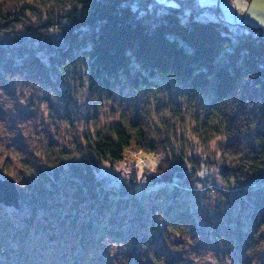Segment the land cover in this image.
Wrapping results in <instances>:
<instances>
[{
    "label": "trees",
    "instance_id": "obj_1",
    "mask_svg": "<svg viewBox=\"0 0 264 264\" xmlns=\"http://www.w3.org/2000/svg\"><path fill=\"white\" fill-rule=\"evenodd\" d=\"M174 2L0 0V113L12 102L40 111L45 95L71 114L84 96L92 122L77 130L67 116L66 145L26 152L17 178L29 213L0 221V247L19 242L40 264H197L212 249L264 264V33L230 25L219 4ZM128 91L170 96L155 117ZM137 152L159 158L140 178L122 169ZM111 173L130 177L117 193ZM210 185L214 198L199 194ZM144 186L156 187L149 212Z\"/></svg>",
    "mask_w": 264,
    "mask_h": 264
},
{
    "label": "rangeland",
    "instance_id": "obj_2",
    "mask_svg": "<svg viewBox=\"0 0 264 264\" xmlns=\"http://www.w3.org/2000/svg\"><path fill=\"white\" fill-rule=\"evenodd\" d=\"M158 4L175 6L176 3L174 0H155ZM202 7H209L215 4H219L222 10V18L224 21L229 23L232 26L237 25H246L251 28L261 29L264 33V23L261 22V19L254 16L252 13L255 12L260 14L264 12V0H199ZM245 4L243 5V2ZM238 8V12L236 8ZM214 15L211 13H206V19H212ZM129 92V91H128ZM127 92V93H128ZM158 91H153L148 94L146 97L144 94L146 92H129V103L134 107H139L148 110L153 116H157L156 111L157 107L161 105V101L167 98L169 99V94L166 92H159L164 94L157 93ZM43 102H40V111L31 110L26 105L23 109L26 114L18 113V107H14V102L10 105L4 107L5 110H10V113L2 115L0 113V178L1 179H10L16 182L18 186V170L20 167V161L25 157V154L28 150H44L49 143V139L55 140L58 145H66L72 135L73 127H76L77 130L86 128L88 125H91L90 114L88 113L87 101L84 96L70 100L68 104V111L66 113L65 108H60L59 113L55 114L50 110L47 101L45 103L46 96L42 95ZM166 98V99H165ZM171 100L174 102H179L183 107V110L188 112L187 115L188 121H193V112L188 111V103L185 99H179L175 93L171 97ZM64 107V105L62 106ZM57 108L58 107H54ZM186 108V109H185ZM1 112V111H0ZM31 115V116H29ZM71 115V116H70ZM71 117L74 122L70 124L71 120H67L66 117ZM190 148H195L194 142L190 144ZM211 149H216V146L213 144ZM130 158V157H129ZM159 158L157 156H152L144 154L142 152H137L133 155V160L131 159L129 163L122 164V169L126 170L127 173H133L137 171V176L140 178L145 169L153 170L158 163ZM120 170V168H118ZM215 171V170H214ZM215 173V172H214ZM211 173L210 181L211 183H217V180H214L215 174ZM107 175V173H105ZM200 175V173H199ZM105 176V175H104ZM102 176L101 178H103ZM110 179H113L109 182V187L112 189V193H117L121 190L123 183L128 182L129 174L122 176L121 178L116 179L113 173L108 174ZM127 180V181H126ZM219 186V184H218ZM222 188V186H221ZM19 189V187H18ZM141 190L142 195H140V205L145 207L146 211L149 212L154 206V202L151 200L152 194L156 192V187L144 186L138 187L137 190ZM208 189V190H206ZM203 192L199 194L206 193L211 190H215L213 185H210ZM210 189V190H209ZM21 194V192H19ZM217 195L216 192H212ZM131 194V193H130ZM130 194L127 196L129 197ZM22 196V194L20 195ZM27 213H29L28 205L23 202V198L20 200V208L15 210L11 207H5L0 205V221H7L12 219L13 221L24 224V219L26 218ZM40 210V214H42ZM34 239L35 243L38 244V250L35 252V256L40 255V244L42 240H45L44 236L40 234L38 229L34 230ZM224 247V246H222ZM6 248L7 250L16 249V252L6 253L3 256L1 249ZM232 249V248H231ZM23 250V246L18 242L13 245H4L0 247V264H40V258H34L30 256H24L20 254V251ZM219 253V254H218ZM239 253L236 255L238 257ZM204 260H197V264H227V259H233V253L230 251L226 256V260H223L221 252H217L215 249L207 250L202 254ZM190 258L194 259L192 253L189 255ZM4 261H3V259ZM215 259H219V262H216ZM235 260L232 262L228 261V264H235Z\"/></svg>",
    "mask_w": 264,
    "mask_h": 264
},
{
    "label": "water",
    "instance_id": "obj_3",
    "mask_svg": "<svg viewBox=\"0 0 264 264\" xmlns=\"http://www.w3.org/2000/svg\"><path fill=\"white\" fill-rule=\"evenodd\" d=\"M21 196L15 181L0 178V205L18 210Z\"/></svg>",
    "mask_w": 264,
    "mask_h": 264
},
{
    "label": "snow or ice",
    "instance_id": "obj_4",
    "mask_svg": "<svg viewBox=\"0 0 264 264\" xmlns=\"http://www.w3.org/2000/svg\"><path fill=\"white\" fill-rule=\"evenodd\" d=\"M254 16H257V18L261 19V22L264 23V12L257 14L255 12L252 13Z\"/></svg>",
    "mask_w": 264,
    "mask_h": 264
},
{
    "label": "built area",
    "instance_id": "obj_5",
    "mask_svg": "<svg viewBox=\"0 0 264 264\" xmlns=\"http://www.w3.org/2000/svg\"><path fill=\"white\" fill-rule=\"evenodd\" d=\"M243 3H244V1H243Z\"/></svg>",
    "mask_w": 264,
    "mask_h": 264
}]
</instances>
